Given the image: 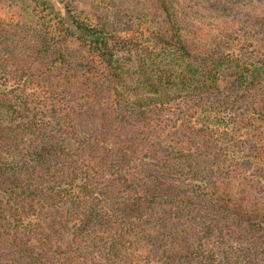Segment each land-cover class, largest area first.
I'll return each instance as SVG.
<instances>
[{
  "label": "trees",
  "instance_id": "obj_1",
  "mask_svg": "<svg viewBox=\"0 0 264 264\" xmlns=\"http://www.w3.org/2000/svg\"><path fill=\"white\" fill-rule=\"evenodd\" d=\"M0 9V264H264V0Z\"/></svg>",
  "mask_w": 264,
  "mask_h": 264
},
{
  "label": "rangeland",
  "instance_id": "obj_2",
  "mask_svg": "<svg viewBox=\"0 0 264 264\" xmlns=\"http://www.w3.org/2000/svg\"><path fill=\"white\" fill-rule=\"evenodd\" d=\"M5 12H7V13H5ZM12 12H15V9L14 10H10V9L3 10V9H0V15H2V16H5V14H6V16H10L11 15L10 13H12Z\"/></svg>",
  "mask_w": 264,
  "mask_h": 264
}]
</instances>
